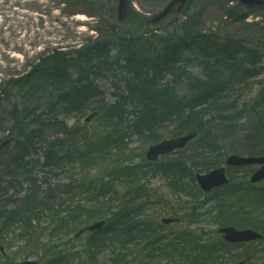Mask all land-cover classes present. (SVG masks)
Wrapping results in <instances>:
<instances>
[{"label": "rangeland", "instance_id": "374dc122", "mask_svg": "<svg viewBox=\"0 0 264 264\" xmlns=\"http://www.w3.org/2000/svg\"><path fill=\"white\" fill-rule=\"evenodd\" d=\"M168 1L170 0H130L128 19L121 23L117 19L116 12L118 0H0L1 82L24 76L33 69V65L37 64L42 56L48 55L54 48L69 52L79 49L83 44H89L87 41L95 39L100 31L105 36L109 35L110 40H112V44H110L112 56L118 52H124L120 48L119 43L121 42H119L118 37L136 39L143 36V42L138 44L142 46L143 50H146L153 35H166L172 31H177L179 34L190 32L189 29L181 27L187 22V17L194 19V22L189 25H192L191 32L212 31L223 40L237 39L243 45H239L238 58L244 63V66H241L240 76L235 79L237 82L234 88L231 89V92H227L232 93L226 98L229 102L226 104L229 106L225 108L216 103L206 114V117L210 118V123L206 128L207 135L210 137L206 141H217V148L210 150L202 147L201 142L192 141L178 154L162 157L158 161L162 163L181 161V167L177 173L165 175L162 170L158 171L154 164L146 160V153L151 145L161 141L157 140V137L161 136L160 139L177 137L180 136V134L176 135L178 129L180 133L182 129L191 127L188 124L184 125V122L183 125H179L177 122V126L173 122L151 125L146 135L140 131L134 133L135 129L126 123L122 128L119 126L118 133L120 135H117V145L114 142V137L104 141L106 145L104 149L103 145H100L98 149H101L100 152L102 153L96 162H92L86 167L79 164L71 167L61 163L59 169L53 171L58 175L63 171H69L72 175L79 174L88 179L102 178L110 173L112 176H118V179L114 178L115 185L111 187L114 196L111 202L115 200V205L119 203L128 204L132 211H139V214L144 215L145 223L137 221L134 226L127 228L126 231L128 233L133 231V235L129 237L133 241H138L141 235L138 234L137 228H140L143 237L139 244L145 245L143 243L146 239L148 243L156 239L157 242H152L151 247H147L146 250L143 249L144 246L136 248L135 244L126 238H122L123 244L115 241L110 242V236L105 234L103 237L99 236L95 239L98 249L91 254L85 248L87 246H85L86 236L76 238L77 231L75 232V230L67 234L48 236L52 227L47 231L46 227L43 226L47 220L45 218L47 212H45V216H41L40 220L42 225H38L42 227L43 232L41 235L35 234L38 237L29 242H25V238L19 236L23 233L19 228L13 227L4 232L5 234L0 233V248L3 247V251L0 249V264L33 258L38 259L40 264H43L49 259L56 258L59 252L74 253L70 256V264H122L125 261H128L126 264H180V259L168 251L166 246L168 238L164 235L173 236L177 230L186 227V222L169 227L162 224L161 220L168 217H178L185 220L184 212L191 206L187 203L191 198L182 193V190L177 192L176 189L179 186H195L196 174L211 170L202 171L200 169L201 164L208 160H214L216 161L214 167L225 166L226 158L234 153V150L243 153L244 147H248L249 140L244 138L246 134L241 127L245 125V122H222L223 120L217 116V113L222 109V111L228 108L240 109L247 99L255 96L264 87V9L239 7L237 0H191L183 14L173 15L158 24H152L151 19L148 18L159 13ZM232 9L237 15H245L246 20L235 21L229 14ZM81 17L82 19H80ZM147 19L149 22L145 24ZM96 30L99 31L98 34ZM194 52L197 53V55L191 54L194 59L186 61V63H179L177 68L188 69L187 72L192 74L200 73L203 70V63L208 60L204 58L205 54L202 51ZM191 55L188 54V56ZM252 70L253 72H250ZM138 71L139 82L145 88L144 91L140 89L139 93L147 95L150 101L149 105L157 109L160 108L155 100L157 94L163 93L164 89L168 93L172 90V88H161V84L172 86L177 95L189 94L196 88L194 84L188 86V77L186 80L177 82L174 74L162 72L163 74L155 75L152 67L144 66ZM95 73L89 76L87 82L97 86L102 91L104 103H114L117 100L118 88L121 91L124 89V84L120 81L123 74L120 73L116 77L111 72L97 71ZM147 76L152 81L148 80ZM15 93H17L16 90H12L9 99L0 93V140L6 136L9 137L12 132L9 109L15 101ZM230 102H233L234 106ZM97 104H101V101L97 100ZM127 108L130 109V107ZM77 110L81 109L77 108ZM60 117L67 120L68 125L79 122L83 130L88 132L100 130V121L95 119L90 124H86L83 122L84 116L61 115ZM127 119L128 116H126L124 123L127 122ZM27 127V130L35 129L33 125H27ZM10 136L11 138L14 137V135ZM121 136L123 139L119 141ZM44 137L46 139L52 138V133L47 130ZM204 152H209V154L203 155ZM9 153H11L10 147H3L0 150V155L5 157ZM199 153L201 155L198 160L196 157ZM43 161L44 158L41 159V162ZM126 165L133 167L137 165V167L125 171L116 169V172L112 174L114 168ZM110 169L112 170L109 171ZM141 169L143 171H140ZM257 169L256 165L229 168L228 177L232 184L249 186V179ZM45 170L43 171L45 172ZM40 175L45 174L41 173ZM4 178L1 185L6 189L7 187L3 183ZM256 187L264 188V181L257 184ZM223 192L219 190L206 195L202 193L201 196L203 197L199 198L203 206L199 208L198 212L203 216L190 229L198 231L197 235L205 237L206 241H196L194 255H191V259L187 258L189 260L186 259L187 261L182 264H187V262L198 264L201 263L200 261H203V264H234L243 257L247 259V264H264V242L231 247L224 242L218 233L212 219L214 214L210 215L209 212L214 206L213 199L219 197ZM10 194H15L14 188H10L7 193L0 195V212L15 206L13 203L6 206L4 202ZM35 198L38 203L46 202L41 200L40 196ZM80 200L81 198L76 201ZM35 222L40 224L36 220L33 221V224ZM145 226H148L149 236L147 238L141 228ZM180 244L182 243L175 245L176 251L182 249L178 246ZM202 246H206V248L202 249ZM113 248L115 254H112ZM39 250L41 251L37 255ZM46 255L49 257L45 260ZM112 255L114 257L111 259ZM123 257L125 258L119 261Z\"/></svg>", "mask_w": 264, "mask_h": 264}, {"label": "trees", "instance_id": "16d2710c", "mask_svg": "<svg viewBox=\"0 0 264 264\" xmlns=\"http://www.w3.org/2000/svg\"><path fill=\"white\" fill-rule=\"evenodd\" d=\"M229 14L235 21L245 20V15H237L234 10L229 11ZM193 22L194 19L188 18L187 22L181 25L183 29L190 30L185 34L172 31L166 35L151 36L152 41L149 42L147 51L138 44L143 42V36L136 39L118 37L121 42L120 48L124 52H118L115 56L110 53L112 40L109 35L105 36L100 32L102 36L94 43L69 52L54 48L48 55L40 58L28 74L0 82V92L4 97L9 99L12 90L17 92L14 95L15 101L9 109L12 121V132L9 136L14 135V143L8 141V136L0 140V144L6 141L2 147H10L11 150L6 157L0 155V195L7 193L9 188H16V193L6 198V206L9 203L15 206L0 212V233L3 234L11 227L23 229L21 237L29 242L30 237H38L35 236L38 228L32 224L33 220L45 211L50 212L49 223L57 224L54 230L59 233L70 230L68 229L70 226L85 225L110 214L111 223L107 227L112 226L110 230L114 232V241L123 244L122 234L126 232L124 229L129 226L128 223H133L134 219L128 221L129 214L123 207L113 214L112 210L116 207L108 201L101 203V207L95 204L100 198L103 201L109 194L104 186L113 183V178L107 175L101 179H88L83 175H68L69 171H63L60 175L53 171L59 169L61 163L71 167L77 164L86 167L96 162L102 153L101 149H98L100 145H103L104 149L106 146L104 141L111 137H114L117 145L118 128L125 126L126 123L135 129L134 133L140 131L146 135L151 125L173 122L177 126L178 123L183 125L184 122V125L188 124L191 127L182 129L180 133L178 129L176 135L198 133L195 141L201 142L202 147L210 150L217 148V141H206L210 137L206 132L210 118H207L206 114L216 103L225 108L229 106L226 104L229 103L226 98L232 93L227 92L234 88L237 82L235 79L242 72L241 66H244L238 58L239 45H243L237 39H220L212 31L191 32L192 25H189ZM193 51H202L205 54L204 58L208 60L203 63V70L198 74L187 72L188 69L182 67L177 68L179 63L194 59L192 56L197 53ZM144 66L152 67L155 75L174 74L177 82L188 77V86L194 84L196 88L189 94L177 95L172 86L161 84V88L172 90L168 93L164 89L163 93L157 94L155 100L159 109L151 107L148 96L139 93L140 89L145 90L138 77V70ZM97 71L111 72L116 77L120 73L123 74L120 81L123 82L124 89L121 91L118 88L117 100L112 104L104 103L102 91L87 82L89 76L96 74ZM147 77L152 81L149 76ZM258 92L247 99L240 109L228 108L225 111L222 109L217 113L222 122H245L241 127L246 134L244 138L249 141L243 153L249 155L264 153V87ZM97 100L101 101V104L96 105ZM77 108L81 110L78 111ZM90 111L99 113L96 120L100 121L101 125L100 130L96 132L83 130L79 122L68 125L67 120L60 117L61 115L82 117ZM126 116L128 119L124 123ZM27 125H33L35 129L27 130ZM47 130L52 133V138L44 137ZM160 138L161 136L157 137V140ZM234 152L241 153L238 150ZM205 154L209 152H204L203 155ZM40 155L45 156V162L41 164L42 173L45 175L38 179L37 165L40 163L38 159ZM200 155L201 153L196 157L198 160ZM215 162L208 160L201 164L200 169L208 171L215 166ZM180 165L181 161L172 162L162 171L165 175H172L177 173ZM127 167L134 169L137 165L117 168L122 170ZM44 168H47L45 172ZM3 177L6 189L1 185ZM24 183L28 185V189L22 196ZM195 187L196 185L179 186L176 189L177 192L182 190V193L193 199L194 204L191 205L190 212H186L191 216L192 222L203 216L197 212L200 208L197 195L200 193ZM223 191L209 212L210 215L214 214L212 216L214 223L219 227L235 225L239 228H253L264 235V188L232 184L226 186ZM36 196H40L41 200L46 202L38 203ZM76 197L85 198L88 203L75 201ZM260 242H264V239ZM93 247L96 249L95 244ZM204 248L206 246H202V249ZM60 256L63 262L66 257ZM243 258L247 261L245 257ZM123 259L124 257L119 261ZM200 262L198 264H203V261ZM126 263L128 261L122 264Z\"/></svg>", "mask_w": 264, "mask_h": 264}, {"label": "water", "instance_id": "95a60500", "mask_svg": "<svg viewBox=\"0 0 264 264\" xmlns=\"http://www.w3.org/2000/svg\"><path fill=\"white\" fill-rule=\"evenodd\" d=\"M187 0H172L168 6L154 19L153 22L157 23L163 18L167 17V15L173 10L174 6L179 4L178 10L180 11ZM242 4L246 5H264V0H239ZM127 9H128V0H120L119 1V19L120 21H124L127 19ZM194 137V135H188L185 137H182L178 140H171V141H165L159 145L153 146L148 153V156L150 158H156L159 154L169 152L175 148H182L186 145V143L191 140ZM227 164L230 166H243V165H249V164H260L261 167L256 171V173L252 176L251 182L257 183L264 179V156L259 157H243L238 156L236 154L231 155L227 159ZM202 187V189L206 192L210 191L214 187L222 186L224 184L228 183V179L225 175V169L219 168L215 169L212 172H210L207 175H197L196 177ZM104 222L95 224L90 230L100 228ZM222 233H224V238L232 243L235 242H249L252 240L261 239L262 235L258 232H256L253 229H244V230H238L232 226L223 228L220 230ZM17 264H34L32 262H24V263H17ZM236 264H245L244 261H240Z\"/></svg>", "mask_w": 264, "mask_h": 264}, {"label": "bare ground", "instance_id": "6f19581e", "mask_svg": "<svg viewBox=\"0 0 264 264\" xmlns=\"http://www.w3.org/2000/svg\"><path fill=\"white\" fill-rule=\"evenodd\" d=\"M80 19H82V17Z\"/></svg>", "mask_w": 264, "mask_h": 264}]
</instances>
